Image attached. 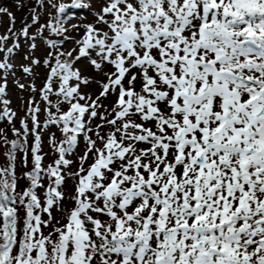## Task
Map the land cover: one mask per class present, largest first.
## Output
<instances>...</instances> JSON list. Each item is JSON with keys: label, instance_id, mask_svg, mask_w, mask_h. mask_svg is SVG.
I'll use <instances>...</instances> for the list:
<instances>
[{"label": "snow or ice", "instance_id": "1", "mask_svg": "<svg viewBox=\"0 0 264 264\" xmlns=\"http://www.w3.org/2000/svg\"><path fill=\"white\" fill-rule=\"evenodd\" d=\"M16 7L18 28L0 6V264H264V0Z\"/></svg>", "mask_w": 264, "mask_h": 264}, {"label": "rangeland", "instance_id": "2", "mask_svg": "<svg viewBox=\"0 0 264 264\" xmlns=\"http://www.w3.org/2000/svg\"><path fill=\"white\" fill-rule=\"evenodd\" d=\"M27 4L28 0H0V6L6 7L11 11L12 13L15 14L16 20H17V28L20 26V22L22 18L28 16V9L27 8H17V4ZM89 20L92 18L89 16ZM73 23L79 22L78 20H73ZM9 25V20L8 17L5 15L3 17H0V33H3ZM65 47L67 48H72L73 45L71 44H66ZM45 52V48L43 45L40 46L39 51L37 52V55L41 56ZM24 61L21 58H17L16 63L19 65L20 63H23ZM79 66L81 67V70L87 74V75H95L94 70L91 68L90 65H88L87 60L84 59L83 63H80ZM19 76V74H18ZM27 82V81H25ZM41 80L36 81L37 86H40ZM84 91H98L96 89L95 85H92L91 88H85ZM9 93L10 97L13 100V107L19 112L20 116H23V111L21 110L23 107V101L27 99L28 97V92H19V90L16 88V86L11 82H9ZM111 100L106 101V103H110ZM19 121V120H17ZM53 131H56L54 128L52 129ZM47 136H45L46 138ZM46 140V139H45ZM82 147V146H81ZM45 151H48L47 145H45ZM68 191H71V181L68 183Z\"/></svg>", "mask_w": 264, "mask_h": 264}, {"label": "trees", "instance_id": "3", "mask_svg": "<svg viewBox=\"0 0 264 264\" xmlns=\"http://www.w3.org/2000/svg\"><path fill=\"white\" fill-rule=\"evenodd\" d=\"M46 54V49H45V52L41 55V56H43V55H45ZM41 71V76H42V74H43V70H40ZM37 87H39V86H37ZM43 115H41V120H43ZM0 127H4L5 129H8V125H7V123L5 122L4 124H2V125H0ZM17 127H19V121H18V124H17ZM8 135H9V138H12L11 137V132L10 131H8ZM29 142H31V137L29 138ZM20 171V168H19V166H18V172Z\"/></svg>", "mask_w": 264, "mask_h": 264}]
</instances>
